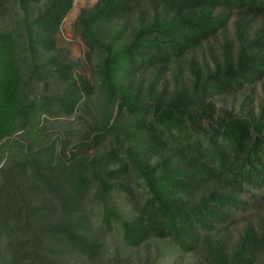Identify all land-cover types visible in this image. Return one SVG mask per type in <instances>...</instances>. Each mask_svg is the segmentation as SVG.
<instances>
[{
	"label": "trees",
	"instance_id": "16d2710c",
	"mask_svg": "<svg viewBox=\"0 0 264 264\" xmlns=\"http://www.w3.org/2000/svg\"><path fill=\"white\" fill-rule=\"evenodd\" d=\"M73 5L0 0V264L96 260L117 227L132 248L264 264V218L226 236L264 206V117L215 100L264 79V0H99L74 25L95 84L58 46ZM43 115L81 128L38 144Z\"/></svg>",
	"mask_w": 264,
	"mask_h": 264
},
{
	"label": "rangeland",
	"instance_id": "374dc122",
	"mask_svg": "<svg viewBox=\"0 0 264 264\" xmlns=\"http://www.w3.org/2000/svg\"><path fill=\"white\" fill-rule=\"evenodd\" d=\"M99 0H74V5L69 14L64 19L60 32L58 34V46L61 52L70 56L74 62L78 64L77 71L85 74L87 77H92L91 63L86 59V52L88 50L81 36L75 30V22L83 9L93 8ZM260 24L259 19L254 20V27H258ZM127 34V33H126ZM128 35V34H127ZM211 43H215L212 40ZM205 47L199 49V55L203 54L207 49ZM42 84H39L37 88L42 89ZM95 99V98H94ZM93 99V100H94ZM217 105L222 108L233 109L237 113H242L252 117H264V79L256 83L253 86H249L239 92H234L228 95H219L215 98ZM42 126H45L43 130H39L36 141L41 144L44 140V133H49V140H57V148L59 147V137L64 140L66 134H71L72 131H78L81 128L80 122L77 120V115L72 117H47L43 115ZM58 138V139H57ZM73 140L77 137H73ZM26 141V140H24ZM27 142V141H26ZM75 142V141H73ZM243 196L249 198L251 193L245 191ZM89 212H95L93 218L95 219L93 228L97 230L98 226V207L95 203L89 201ZM124 211L131 210L126 205H121ZM131 214H129L130 216ZM255 217V218H254ZM264 218V206H257L255 203L251 206L250 210L245 213H239L236 216V224L231 227L226 236L230 240V244L233 245L239 238L242 226L246 221L251 219ZM4 238L1 236L2 243H5ZM102 242V252L96 260L80 259L78 255H74L71 261H76L78 264H204L201 261L198 253H181L167 240L153 239L146 245L139 248H132L126 246L121 229L115 228L112 232L103 234L100 236ZM8 252V251H7ZM262 257L260 261H262ZM10 257L8 253L3 254L1 264H9Z\"/></svg>",
	"mask_w": 264,
	"mask_h": 264
}]
</instances>
